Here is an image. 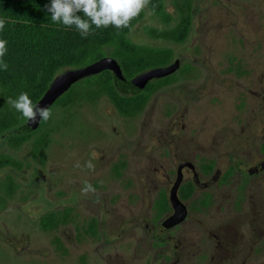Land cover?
<instances>
[{
	"label": "flooded vegetation",
	"instance_id": "1",
	"mask_svg": "<svg viewBox=\"0 0 264 264\" xmlns=\"http://www.w3.org/2000/svg\"><path fill=\"white\" fill-rule=\"evenodd\" d=\"M210 1L217 10L201 29L207 45L199 43L193 61L146 87L151 94L142 112L152 101L156 108L164 96L160 92L176 91L163 105V118L151 116L140 131L129 133L113 125L107 138L116 144L95 148L92 168L84 163L95 175L108 166L112 182L122 184L107 192L95 181L101 187L87 192L89 198L80 195L99 208L82 235L100 243L97 264L98 259L102 264H264V0ZM198 7L194 4L190 38ZM238 22V31L233 30ZM197 51L205 54V66ZM23 162L24 169L15 175L36 179L34 160L25 157ZM69 175L62 182L67 188L72 185ZM179 177L185 214L171 226L175 208L170 193ZM80 181L73 186L84 193L85 181ZM101 193H127V202L112 206L111 197L108 208ZM102 207L115 215L116 226L109 224L121 237L111 240L103 233ZM91 224L97 234L86 231ZM26 240L1 239L18 257ZM113 244L115 253L102 252ZM23 254L33 255L32 249Z\"/></svg>",
	"mask_w": 264,
	"mask_h": 264
},
{
	"label": "trees",
	"instance_id": "2",
	"mask_svg": "<svg viewBox=\"0 0 264 264\" xmlns=\"http://www.w3.org/2000/svg\"><path fill=\"white\" fill-rule=\"evenodd\" d=\"M50 3L51 0H0V19L5 21L0 39L7 41L4 60L9 65L7 71L0 70V172L4 173V176L0 174V208L7 206L21 186L15 173L24 169L23 158L39 161L42 165L46 163L52 132L59 130L58 124L61 127L65 125L64 119H55L59 107L67 110L80 106L92 108L89 105L101 107L100 103L105 100L122 117L133 118L145 108L151 92L145 88L135 95L122 93L115 84L113 72L105 70L74 84L49 108L50 119L39 123L40 117H37L35 124L7 104V100L16 99L26 92L33 105L41 107V100L59 74L85 67L104 57L115 58L127 78L170 65L176 56L173 45L185 44L191 36L195 0H148L146 7L127 27L97 28L92 25L86 38L74 25L67 27L62 22H52L46 7ZM169 6H172L173 12ZM148 14L156 24L144 27L147 42L138 43L132 34ZM78 15L88 19L83 12ZM159 83L160 80L156 85ZM97 122L104 132V123ZM101 141L96 142L94 148L101 145ZM26 150L28 154L23 157ZM69 150L74 154L72 158L58 160L63 165H58L56 169V173L58 171L63 178L70 174L76 159L73 157L82 156L80 150ZM73 210L70 206L51 209L37 220L38 224L44 231H58L61 226L74 222ZM86 231L98 233L97 227L92 224ZM3 237L0 235V239H5ZM5 243V247L9 246V242H0ZM54 243L60 253L66 252L61 237H56Z\"/></svg>",
	"mask_w": 264,
	"mask_h": 264
},
{
	"label": "rangeland",
	"instance_id": "3",
	"mask_svg": "<svg viewBox=\"0 0 264 264\" xmlns=\"http://www.w3.org/2000/svg\"><path fill=\"white\" fill-rule=\"evenodd\" d=\"M195 4L199 5L197 8L199 16L195 17V27L192 38H190L188 43L177 46V48L176 45H173V48H176L175 51L177 52L178 59L181 60V64L194 60V50L199 43L203 46L207 45L208 38L206 39L205 36L201 38V29L206 27L209 14L214 13L213 10H217V7L211 4L210 0H195ZM169 10L173 12L172 6H169ZM152 24H156V21L148 14L145 20L140 23L133 32V39L138 43L147 42L144 27ZM240 26L241 24L238 22L233 30L238 31V27ZM198 55L200 57V64L205 66V54L201 51L198 52ZM183 92V96L187 97L189 92L185 89ZM160 93H164V96L161 94L160 100H156L158 101L156 108L151 107L155 103V101H152L146 112L143 111L133 118L120 117L111 103L105 102V100L100 103L101 107L89 105L92 108L80 106L75 109L67 110L59 107V109L56 110V121L64 119L65 125L61 127V125L58 124L59 130L57 129L52 132V143H50L46 152V154H48L46 163L42 165L41 162L34 160L35 164H33V167L35 166L36 168L37 180L32 178L27 179V173H17L16 177L22 185V190L20 189V192L16 193V196L8 202L7 206L0 208V235H3L6 241L19 238L25 239L29 235L32 242L27 238L24 243L27 248L25 250L19 248V254H21L19 257L15 255L16 253L14 250L10 249L9 246L5 247V245H7L6 243L0 244V264H97L94 260L95 254L98 253L97 249L100 248V243H96L89 237H82V235L91 217L97 216L98 204L89 203L88 200L84 199L80 200V195L89 198L90 194L82 193L81 187L73 186V184L81 183L80 180H83L90 184L93 189H96L101 186L95 187L93 183L95 181V183H99L100 180L103 185V187H101L102 190H106L107 192L113 190L114 186H117V189L121 188V182H112L108 166L105 168L102 165L101 171L95 175L93 172L85 170L84 163L92 162L93 157H95L96 153L94 152V147L96 142L103 140V142L101 141L102 146L100 148H102L104 144L111 145L109 142L116 144L114 140L106 138L108 137L107 133L112 132L113 125H118L124 133H129L131 131H140L141 128L146 126V119L148 120L151 116H154L153 118L155 120L162 119L164 114L162 111L163 105L165 102L167 103L169 99H172L171 97L175 95L176 91H170L169 88ZM111 115H115L114 121L110 120ZM96 120L104 123V132H102L103 130ZM70 148H75L77 151L80 150L82 156L78 154L73 157L76 159H74V164L71 166L69 175V180L72 185L67 188V184L62 183L65 181L64 178L58 171L56 173V169L58 165L62 164L58 160L62 161L61 158H72L74 154L69 150ZM23 154V157L27 156V150ZM31 170L28 171V173L31 172ZM0 174L4 176L3 172H0ZM27 186L31 187L32 193L29 192ZM23 191L25 193H23ZM101 194L108 198V208L111 197L112 206H115V201H118L117 203H119V206L124 204H120L121 201L125 202L127 200V193ZM68 206L74 209V222L61 226L58 231L49 232L40 228L37 220L44 213L50 209H64ZM101 216L103 221V233L107 234L108 238L111 240L121 237L118 235L120 231L114 230L115 228H111L109 224L112 223L113 226H116L115 215H110L109 210L102 207ZM107 224L109 225L107 226ZM77 232H79V234H77ZM58 236L65 241L63 242L66 251L64 254L60 253L61 250L55 243H52ZM30 243L32 244L31 246ZM101 247L105 246L102 245ZM114 247H116L114 244L113 246L105 247L106 250L104 249L102 252L104 254L109 252L115 253L116 250ZM31 249L33 255L25 257L23 253H30ZM82 255L90 256L82 258ZM31 260H34V262L32 263ZM98 262L102 264L99 259Z\"/></svg>",
	"mask_w": 264,
	"mask_h": 264
},
{
	"label": "clouds",
	"instance_id": "4",
	"mask_svg": "<svg viewBox=\"0 0 264 264\" xmlns=\"http://www.w3.org/2000/svg\"><path fill=\"white\" fill-rule=\"evenodd\" d=\"M148 0H51L50 5L46 6L51 13V20L54 23L62 22L67 27L75 26L81 36L86 38L92 25L97 28L115 26L117 29L127 27L131 20L146 7ZM83 12L88 19L82 18L78 13ZM90 21V22H89ZM5 21L0 19V31L3 30ZM7 41L0 39V70L7 71L9 65L4 60L7 52ZM24 118L37 123L50 119L51 112L49 107H37L33 105L29 95L21 93L18 98L7 100ZM79 166V165H77ZM89 168L93 165L89 162ZM94 191L92 186L85 182L83 192L86 194Z\"/></svg>",
	"mask_w": 264,
	"mask_h": 264
},
{
	"label": "water",
	"instance_id": "5",
	"mask_svg": "<svg viewBox=\"0 0 264 264\" xmlns=\"http://www.w3.org/2000/svg\"><path fill=\"white\" fill-rule=\"evenodd\" d=\"M180 65L181 61L178 59L168 66L152 68L133 78H127L120 63L115 58L104 57L85 67L70 69L59 74L45 93L40 102V106L50 108L58 99L68 92L74 84L88 76L99 74L105 70H111L113 72L115 84L122 93L132 95L139 94L144 91L153 79L167 77L175 73L180 68ZM181 178L182 177H179L172 189V193H170V199L175 208L174 215L168 220V225L171 226L177 224V221L184 217L185 214L182 210L183 203H181L178 197Z\"/></svg>",
	"mask_w": 264,
	"mask_h": 264
}]
</instances>
